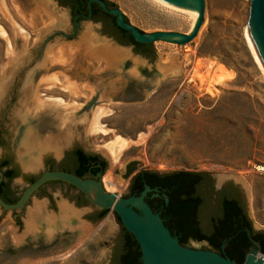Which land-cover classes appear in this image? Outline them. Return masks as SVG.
<instances>
[{"label": "rangeland", "instance_id": "374dc122", "mask_svg": "<svg viewBox=\"0 0 264 264\" xmlns=\"http://www.w3.org/2000/svg\"><path fill=\"white\" fill-rule=\"evenodd\" d=\"M108 1L147 35H189L194 28L190 14L159 0ZM250 8V0H205L197 38L185 46L160 40L148 61L102 38L99 25L83 21L75 30L69 12L53 0H0V160L10 158L19 170L11 182L16 194L47 170L46 160L79 148L106 161L104 186L112 180L118 188L107 192L122 197L133 163L138 171L233 179L246 191L255 229L264 233V177L249 165H264V64L250 38ZM47 10L51 18L41 19ZM66 82L78 86L76 94L61 86ZM146 85L155 89L137 102ZM97 90L101 103L76 118ZM97 107L106 112V133L93 129ZM117 137L131 141L119 158L110 149ZM77 196L65 185H46L25 210L0 209V252L29 245L41 253H0V264H108L120 219L110 210L90 224L99 208L76 207ZM57 241L68 250L43 248ZM190 247L209 250L205 242Z\"/></svg>", "mask_w": 264, "mask_h": 264}, {"label": "water", "instance_id": "95a60500", "mask_svg": "<svg viewBox=\"0 0 264 264\" xmlns=\"http://www.w3.org/2000/svg\"><path fill=\"white\" fill-rule=\"evenodd\" d=\"M164 2L176 6L181 9L192 10L198 12V20L192 30V33L181 34L177 32H158L152 35L143 33L138 28L132 26L127 22L124 14L117 8L110 9L107 4L102 0H91L90 4L96 2L111 16L116 17L117 24L123 30L131 33L133 38L142 44H154L160 40L168 41L171 43L185 46L193 42L199 35L205 23V0H163ZM250 38L255 46V49L264 64V0H250ZM106 40L111 39L101 36ZM116 46L122 49L128 47L121 46L113 42ZM141 60H147L140 55H135ZM131 85H138L139 82L130 78ZM130 85V86H131ZM147 91L139 93L134 97L137 102L146 100L147 93H151L155 89V85H146ZM4 89V87L2 88ZM26 91V90H25ZM101 90H97L94 97H92L86 105L78 110L74 115L76 118L90 113L98 104L101 103ZM30 116H26L24 121H31ZM33 122V120H32ZM71 145V141L67 146ZM27 171L24 169V174ZM0 176L3 173L0 170ZM104 173L101 172L93 179H84L72 173L64 171H51L47 170L40 175L33 184H29L23 192L18 201L14 204L6 203L0 196V209L6 212H21L25 210L28 203L40 190L49 183L63 182L74 188L80 190L90 201V203L99 208L100 210H114L121 220L122 226L132 235H134L142 254L143 264H237L225 255L213 252L211 250L195 249L183 246L177 236H174L171 231L166 227L163 219L159 214H156L146 202V197L152 189L146 186V189L140 196L122 197L116 193L107 192L103 183ZM2 179H0V184ZM251 237V232H249ZM57 241L49 246L45 245L43 248L55 246L57 253L66 252L67 246L59 247ZM256 245V243L254 241ZM62 246V245H61ZM226 246L223 247L225 249ZM59 248H62L61 251ZM55 251V252H56ZM39 254V248H32L29 245L20 247H7L6 250L0 252L4 254L21 255L24 253ZM55 253V254H57ZM262 253L261 248H252L246 256L244 264H264V260L257 257ZM41 254V253H40Z\"/></svg>", "mask_w": 264, "mask_h": 264}, {"label": "flooded vegetation", "instance_id": "af4514ba", "mask_svg": "<svg viewBox=\"0 0 264 264\" xmlns=\"http://www.w3.org/2000/svg\"><path fill=\"white\" fill-rule=\"evenodd\" d=\"M56 2L58 7L63 8L69 12L73 19V25L75 30H78L81 23L83 21L91 22L94 25L100 26V34L101 36L107 37L111 39L113 42L120 44V37H117V29L115 27L114 19L107 16L104 12H106L99 3H92L97 4L100 6L103 11L98 6H92V4L86 5L85 0H53ZM107 13V12H106ZM123 46V45H121ZM131 48L133 53L136 55H140L151 61L150 58L145 57L143 54H137V47L134 45L125 46ZM140 51L143 53L152 56L153 52L146 49L141 48ZM83 152L84 157H88V161L83 167H80L79 163V155H77L78 151ZM10 160V158H4L0 160V170L3 173V176H0L2 182L0 184V195L7 200L17 201L18 196L14 189L11 186V182L6 177V171L10 169V166L2 167V163ZM45 165L47 170L51 171H64V172H74L75 170H80L81 168L86 171L84 175V179H93L99 173L106 171V161L97 154H88L79 148H74L71 151L65 152L63 158L60 161L55 159H48L45 161ZM46 170V171H47ZM130 167L127 168V172H129ZM143 172H152L154 171H138L137 169L129 175L130 178V185H129V193L126 196L127 198L133 196H140L142 192L146 189V186L152 189L151 192L148 193L146 197V202L152 208V210L161 216L163 219L166 227L171 231L174 236L176 235L175 230H173L169 224L167 219V211L168 206L170 203L169 193L162 187L161 181L158 177H153V175H142L138 180H134L135 176ZM220 172V171H219ZM222 173H227L226 171H221ZM161 175H165L159 173ZM168 174V173H166ZM157 178L156 180H154ZM166 180V178H164ZM191 185L194 189L195 194L198 196L199 202L196 207V214L198 217V226L197 229L200 233L203 234H211L213 232V224L219 218H222L227 214L228 205L231 203L236 205L240 211V217L246 221V227L243 229L246 232L249 242H251L252 246L248 249L247 254L250 252L252 248H261L262 251L264 250V233L255 229L250 213L248 208V199L247 194L244 187L234 181L233 179H224L220 181L214 173H203L197 177L189 178ZM49 185H65L69 189L73 190L70 185L66 183H49ZM44 188V187H43ZM43 188L40 190L38 194L43 192ZM79 194V192H78ZM88 199V198H87ZM75 203V206L81 208L79 205V200L75 199L72 200ZM90 206V205H88ZM82 206V207H88ZM95 207V206H94ZM101 215V210L98 209L96 212L92 213L88 216L87 220L90 224L94 225L97 222L98 218ZM249 232H251V237L249 236ZM178 237V236H177ZM179 238V237H178ZM180 240V239H179ZM124 241V237L121 234L119 240H117L116 244L112 247L109 263L108 264H122L125 253L127 252L126 247L122 244ZM258 243L256 245L254 243ZM195 241H191L189 245L186 247H190V244ZM207 243V242H205ZM208 244V243H207ZM209 245V244H208ZM227 246L225 242L223 247ZM222 247V253L224 254L225 251ZM140 250V249H139ZM209 250L219 253V251L215 250L211 246H209ZM246 254V256H247ZM142 262V260H141ZM143 264V263H142Z\"/></svg>", "mask_w": 264, "mask_h": 264}, {"label": "trees", "instance_id": "16d2710c", "mask_svg": "<svg viewBox=\"0 0 264 264\" xmlns=\"http://www.w3.org/2000/svg\"><path fill=\"white\" fill-rule=\"evenodd\" d=\"M89 1L90 0H85V4L88 5ZM102 1H104L110 9L117 8L115 4L109 2L108 0ZM92 6L98 5L92 4ZM100 9L103 11L101 7ZM104 13L114 19L115 27L117 29V37H120L119 41L121 45H134L138 48L136 51L137 54H143L145 57L150 58L151 61L154 60L155 50L153 44L148 45L137 42L133 38L131 33L123 30L118 26L115 16H111L106 12ZM126 20L127 22H129L127 18ZM141 48H146L152 51V56H149L140 51ZM77 155H79L80 167L84 168V165L89 160L88 157H84L83 152L80 150L77 152ZM7 166H10L11 168L8 169L5 174L7 179L12 182L19 176V170L15 166H13V161L11 159L2 163V167ZM129 167L130 170L128 172V176L134 173V171L136 170V164L133 163ZM68 173H72L81 178H85L84 175L86 171L81 168L80 170L77 169L74 172ZM202 174L203 173H194L187 171H177L165 175H161L158 172H156L155 174L152 172H143L135 176L134 180H138L142 175H153V177L162 179L161 185L166 190V192L169 193L170 198V203L167 211L168 224L173 230H175L176 235L179 237L180 243L183 246L189 245L191 241L199 243L207 242L209 246L219 251L221 255H225L226 257L231 258L232 260L236 261L237 264H244L246 261V254L252 244L251 242H249L246 232L243 231L247 223L243 218L240 217V211L236 205H233L231 203L228 205L227 214L214 222V230L211 234L200 233V231L197 229L198 217L196 214V207L199 199L194 192L189 178L197 177ZM164 178H166V180H164ZM156 179L157 178H155L154 180ZM36 180L37 178H29L27 181L29 184H33ZM70 187L73 190L79 192L76 199L79 200V205L81 207L92 205L80 190L74 188L73 186ZM1 198L8 204H14L20 197H18L17 201L7 200L2 196ZM108 213L109 211L101 210V215L98 218L97 222H101L102 220H104ZM122 235L124 237V241L122 244L127 249L122 264H142V254L139 250L140 247L134 235L129 233L123 226ZM225 242L227 243V246L225 247V249H223L225 251V253L223 254L222 247ZM262 252H264V250Z\"/></svg>", "mask_w": 264, "mask_h": 264}, {"label": "bare ground", "instance_id": "6f19581e", "mask_svg": "<svg viewBox=\"0 0 264 264\" xmlns=\"http://www.w3.org/2000/svg\"><path fill=\"white\" fill-rule=\"evenodd\" d=\"M159 1H161V2H163L164 4H167V5H169V6H171V7H173V8H176V9H178V10H181L182 12H186V13H188V14H190L192 17L191 18H193V20H194V26H195V24H196V22H197V20H198V17H199V14H198V12H195V11H192V10H186V9H181V8H178V7H176V6H173V5H170V4H168V3H166V2H164L163 0H159ZM51 18V12L50 11H43V15H42V17H41V19H50ZM118 52V51H117ZM117 52L115 53V52H113L115 55H117L118 56V54H117ZM72 53V52H71ZM66 54H67V56H68V58H72L73 56L70 54V51H68V52H66ZM19 57V56H18ZM14 58L12 57V60H13ZM17 60V59H16ZM223 71H225V69L224 68H221ZM226 72V71H225ZM50 83H51V85L53 86V87H55V86H57L58 85V83H59V81H58V79H54V80H51L50 81ZM61 86L63 87V88H65V89H67V90H69V91H71V93H74V94H76V92H77V87L78 86H76V84H74V83H69V82H66L65 84H61ZM98 108V107H97ZM96 109V108H95ZM94 109V110H95ZM101 108H98L97 110V114H96V117H95V121H93V129H94V131H100V132H102L104 129V127H103V124H102V119L104 118V116H106V112L104 113V111H101L100 110ZM88 114V113H87ZM105 131V130H104ZM103 131V132H104ZM94 133H97V132H94ZM104 133H106V132H104ZM58 135V134H57ZM58 137L59 136H57L56 138L58 139ZM113 144H112V146H111V151L113 152V154L115 155V157L116 158H119V157H121V155L127 150V149H129L130 148V146H131V141H129V140H127V139H124V138H122V137H117L116 138V140L114 141V142H112ZM133 143V142H132ZM110 145V144H109ZM105 184H106V188L108 189V191H110V192H113V191H116L117 190V188H118V186L112 181V180H109V179H105ZM65 256H67V255H65Z\"/></svg>", "mask_w": 264, "mask_h": 264}, {"label": "built area", "instance_id": "2783aa9c", "mask_svg": "<svg viewBox=\"0 0 264 264\" xmlns=\"http://www.w3.org/2000/svg\"><path fill=\"white\" fill-rule=\"evenodd\" d=\"M249 165H250V168L252 169L253 172L261 175L262 177H264V165L252 164V163H250ZM257 257L264 260V252L259 253L257 255Z\"/></svg>", "mask_w": 264, "mask_h": 264}]
</instances>
